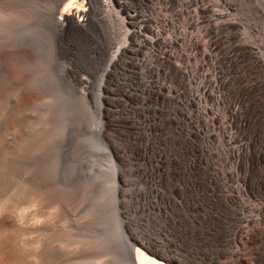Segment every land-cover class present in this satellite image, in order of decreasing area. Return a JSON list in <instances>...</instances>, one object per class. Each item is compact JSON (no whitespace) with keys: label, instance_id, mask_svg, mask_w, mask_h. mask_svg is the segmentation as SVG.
Wrapping results in <instances>:
<instances>
[{"label":"bare ground","instance_id":"obj_1","mask_svg":"<svg viewBox=\"0 0 264 264\" xmlns=\"http://www.w3.org/2000/svg\"><path fill=\"white\" fill-rule=\"evenodd\" d=\"M66 1L58 0L55 9ZM24 14L20 5L0 0V96L7 98L0 103V264H201L207 259L212 264H240L242 254L231 248L233 244L244 247L256 236L264 244L262 94L252 102L249 117L231 114L242 133L229 138L234 146L227 152L232 163L227 170L225 161L207 146L213 141L211 134L199 144L195 124L200 121L182 110L183 104L194 108L192 96H185L186 74L164 54L157 59L158 68L147 67L170 84L150 86L157 103L149 112L155 123L152 131L162 139L161 147L133 152L112 148L108 132L114 121L108 115L95 122L92 131L105 147V169L79 174L63 163L69 154L57 134L59 107L43 114L38 127L28 116H18V100L47 92L50 47V12L45 10L35 23ZM65 21L68 27L58 20L62 35L75 24L69 17ZM230 42L231 38L217 39L212 46L221 51L228 71L239 60H248L254 87L261 88L259 61ZM11 69L18 73L10 75ZM219 82L221 88L228 86L227 80ZM204 88L206 98L212 99L208 86ZM71 90L79 94L77 88ZM173 92L185 102L170 97ZM248 92L239 86L234 99ZM6 126L22 131L25 141L16 143ZM7 138L13 146L7 145ZM132 153L141 158L132 162ZM243 198L254 206L247 207ZM156 222L161 231H173L176 241L160 237V231L157 238L148 235ZM244 253L264 263L263 253ZM185 255L191 260L182 259Z\"/></svg>","mask_w":264,"mask_h":264},{"label":"rangeland","instance_id":"obj_2","mask_svg":"<svg viewBox=\"0 0 264 264\" xmlns=\"http://www.w3.org/2000/svg\"><path fill=\"white\" fill-rule=\"evenodd\" d=\"M7 1L20 5L25 13L24 19L31 23L37 22L45 10L50 12L48 72L44 83L47 92L42 97L26 96L17 101L16 107L19 109L18 116H28L34 127L41 126L39 122L51 107H59L61 120L57 134L69 154L64 158V164L74 166L79 174L91 168L105 169V147L92 135V131L94 123L108 115L114 121L108 132L112 148L133 152L146 146L148 149L161 147L162 139L154 137L152 131L155 123L149 112L156 108L157 103L150 94V86L164 84L167 88L170 84L156 72H149L148 68H158L157 59L170 54L172 63L179 66L187 77L185 96H192L194 108L183 104L182 110L199 119L200 123L195 124L200 133L199 144L204 142L207 133L211 134L213 141L207 143L208 148L225 161V169L231 168L227 152L234 144L230 145L229 138L242 133L236 128L231 114L249 117L252 102L257 101L261 94L264 96V84L261 88L254 87L256 79L248 60H239L228 71L221 51L213 47L212 42L231 38L229 44L259 61L264 76V0H148L151 5H146V14L156 21L160 39L166 44L163 47L146 45L138 51L131 40L142 39L145 27H135V31H130L127 20L120 12L118 0H106V3L105 0H77L72 10L67 12L64 6L68 0L56 9L58 0ZM257 8L262 11L263 17ZM66 17L75 24L71 26L72 31L62 35L58 32V20L65 26ZM83 17L86 18L85 23ZM94 42L96 49L92 52ZM9 73L14 75L18 70L11 69ZM223 80L228 82L225 88L220 87L219 81ZM206 86L212 99L206 98ZM239 86L248 88L249 92L235 100L234 92ZM73 87L79 94L72 92ZM173 93L169 96L185 102ZM6 100V96H0V103ZM1 124L3 117L0 116V131H3ZM6 127L12 131L16 143L25 141L22 131ZM7 145L13 146V141L8 139ZM131 158L132 162H137L141 157L132 153ZM242 200L247 207L254 206L247 199ZM244 215L251 216V213ZM161 229V224L156 222L149 228L148 235L157 238L160 231V237L176 241L173 231ZM244 247L238 244L231 246L241 252L240 264H264L244 253L256 251L264 254V244L259 236ZM182 259L191 260V257L185 255ZM201 264L212 263L207 259Z\"/></svg>","mask_w":264,"mask_h":264},{"label":"built area","instance_id":"obj_3","mask_svg":"<svg viewBox=\"0 0 264 264\" xmlns=\"http://www.w3.org/2000/svg\"><path fill=\"white\" fill-rule=\"evenodd\" d=\"M118 1L120 12L127 20L130 31H135V27H145V35L142 39L131 40L137 51L146 45L163 47L166 44L160 39V31L156 21L149 18L146 14V5H151L148 0H131L132 3L125 0ZM104 3H106V0ZM131 5H138V7H132ZM82 20L84 23L86 22V18L83 17Z\"/></svg>","mask_w":264,"mask_h":264},{"label":"snow or ice","instance_id":"obj_4","mask_svg":"<svg viewBox=\"0 0 264 264\" xmlns=\"http://www.w3.org/2000/svg\"><path fill=\"white\" fill-rule=\"evenodd\" d=\"M77 3V0H68V3L64 6V11L67 12L72 9ZM77 10H79L77 8Z\"/></svg>","mask_w":264,"mask_h":264}]
</instances>
